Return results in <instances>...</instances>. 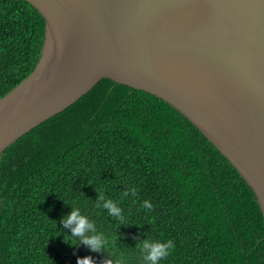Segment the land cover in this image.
Returning a JSON list of instances; mask_svg holds the SVG:
<instances>
[{"label": "trees", "instance_id": "trees-1", "mask_svg": "<svg viewBox=\"0 0 264 264\" xmlns=\"http://www.w3.org/2000/svg\"><path fill=\"white\" fill-rule=\"evenodd\" d=\"M45 18L27 0H0V98L36 66ZM128 186L135 197L121 199ZM119 201L124 223L94 203ZM143 200L150 210L140 207ZM80 208L111 241L69 239ZM175 241L161 264H264V215L251 185L206 135L163 98L102 78L0 155V264H140L138 244Z\"/></svg>", "mask_w": 264, "mask_h": 264}, {"label": "water", "instance_id": "water-1", "mask_svg": "<svg viewBox=\"0 0 264 264\" xmlns=\"http://www.w3.org/2000/svg\"><path fill=\"white\" fill-rule=\"evenodd\" d=\"M40 58L0 98V155L102 78L193 122L253 188L264 215V0H27Z\"/></svg>", "mask_w": 264, "mask_h": 264}, {"label": "clouds", "instance_id": "clouds-1", "mask_svg": "<svg viewBox=\"0 0 264 264\" xmlns=\"http://www.w3.org/2000/svg\"><path fill=\"white\" fill-rule=\"evenodd\" d=\"M127 191H122L121 199L126 197H135L137 189L134 186H128ZM98 201L102 203H94L98 209H103L109 217H112L119 223H124L125 216L120 202L106 197L104 190L98 191ZM140 207L145 210H150L152 204L149 200H143ZM62 223L65 227L70 228L69 239L87 245L90 250L99 251L101 249L110 248L111 241L104 235L103 232L97 229L96 224L86 215L80 208L71 205V211L62 217ZM175 248V241L168 239H154L148 236L138 244L140 253V264H161V261L166 258ZM112 259L107 260L104 264H125L122 258H117L110 251ZM76 264H94L89 256L83 258L78 257Z\"/></svg>", "mask_w": 264, "mask_h": 264}]
</instances>
